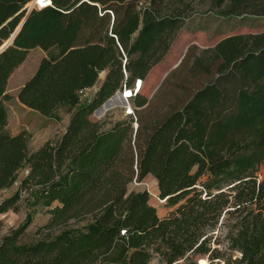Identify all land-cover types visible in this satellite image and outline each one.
I'll use <instances>...</instances> for the list:
<instances>
[{
    "label": "trees",
    "instance_id": "1",
    "mask_svg": "<svg viewBox=\"0 0 264 264\" xmlns=\"http://www.w3.org/2000/svg\"><path fill=\"white\" fill-rule=\"evenodd\" d=\"M31 1L0 0V46L27 15L0 53V192L27 171L0 214L25 191L26 205L48 209L59 229L23 241L31 216L6 233L0 220V264H264V31L218 42L210 50L220 60L216 76L180 107L156 111L139 92L134 116L107 125L91 114L164 60L184 18L155 0H51L28 13ZM216 1L225 18L250 7L264 16V0ZM37 47L45 55L18 99L69 118L62 135L31 150L27 132L7 128L6 89ZM101 72L83 101L79 92ZM147 175L172 208L163 217L147 190H129ZM78 218L81 226H67Z\"/></svg>",
    "mask_w": 264,
    "mask_h": 264
},
{
    "label": "rangeland",
    "instance_id": "2",
    "mask_svg": "<svg viewBox=\"0 0 264 264\" xmlns=\"http://www.w3.org/2000/svg\"><path fill=\"white\" fill-rule=\"evenodd\" d=\"M31 2H29L30 4ZM28 4V5H29ZM156 7L162 13H179L185 20L184 28L179 32L164 60L154 66L143 80L141 96L150 101L149 105L156 111L165 112L180 107L190 95L204 83L211 81L215 76L220 60H212L213 49L222 39L248 33L264 31V16L256 14L250 7L241 16L225 18L220 15L223 6L216 0H155ZM42 51L32 49L26 59L11 74L7 83V93L10 98L6 102L8 111L7 128L13 135L21 132L29 134L28 147L31 150L39 148L48 139L60 136L65 132L69 115L63 110L59 113V120L45 117L23 105L18 99V91L25 81L33 75L41 60ZM198 58L204 60V66L195 68ZM104 78V72L99 74L94 87L82 100H88ZM118 94V95H117ZM113 95L110 100L120 94ZM122 101L107 109L101 115L95 110L90 119L105 121L107 125L117 119H123ZM148 105V106H149ZM139 110L146 113L147 106ZM134 127V125H133ZM26 169L21 170L17 182L8 189L0 192V201L13 195L19 188L20 180L26 175ZM259 178L264 177V164L258 171ZM129 190H147L150 203L156 208L157 214L163 217L172 209L166 206V201L159 197L157 180L147 175L143 180H134ZM25 191H22L15 208L0 214L3 232L6 233L23 224L31 216V223L25 230L23 241H30L38 236L39 230L45 232L58 231V226L52 223V215L48 209L28 207L25 203ZM84 222L81 218L70 219L68 227H79ZM64 227V226H63ZM206 264V260L204 263Z\"/></svg>",
    "mask_w": 264,
    "mask_h": 264
},
{
    "label": "built area",
    "instance_id": "3",
    "mask_svg": "<svg viewBox=\"0 0 264 264\" xmlns=\"http://www.w3.org/2000/svg\"><path fill=\"white\" fill-rule=\"evenodd\" d=\"M50 4H51V0H33L26 7L28 10L29 9H40V8L46 7ZM142 88H143V80L136 79L131 86H129V87L123 86L122 90L117 91L120 94L119 98L121 99V101L123 103L122 104V115H123V117L124 116H131V115L134 116L135 106L133 103V99L139 92H141ZM90 90H91V88L81 90L79 92L81 99L83 97H86V95L88 94V92ZM133 125H134V128L137 127L136 120L134 121Z\"/></svg>",
    "mask_w": 264,
    "mask_h": 264
},
{
    "label": "water",
    "instance_id": "4",
    "mask_svg": "<svg viewBox=\"0 0 264 264\" xmlns=\"http://www.w3.org/2000/svg\"><path fill=\"white\" fill-rule=\"evenodd\" d=\"M31 11V9H29L28 10V13ZM26 17H27V15L25 16V18L22 20V22L20 23V25L15 29V31L12 33V35L10 36V38L8 39V40H6L1 46H0V53L2 52V51H4L9 45H11L13 42H14V40H15V38H16V36H17V34H18V32L20 31V29H21V27H22V25H23V23H24V21H25V19H26ZM115 94H117V93H115ZM114 94V95H115ZM118 95V94H117ZM112 97V96H111ZM110 97V98H111ZM110 98L108 99V100H106L99 108H97V110H101L102 108H103V106L105 105V104H107L109 101H110Z\"/></svg>",
    "mask_w": 264,
    "mask_h": 264
},
{
    "label": "bare ground",
    "instance_id": "5",
    "mask_svg": "<svg viewBox=\"0 0 264 264\" xmlns=\"http://www.w3.org/2000/svg\"><path fill=\"white\" fill-rule=\"evenodd\" d=\"M120 101L119 96H116L114 98H112L107 104H105L103 106V108L101 110H99L97 112L98 115H101L102 113H104L107 109H109L110 107L115 106L118 102ZM202 263H204V260H201Z\"/></svg>",
    "mask_w": 264,
    "mask_h": 264
},
{
    "label": "crops",
    "instance_id": "6",
    "mask_svg": "<svg viewBox=\"0 0 264 264\" xmlns=\"http://www.w3.org/2000/svg\"><path fill=\"white\" fill-rule=\"evenodd\" d=\"M35 49H40V50L42 51L43 54H42L41 57H43V56L45 55L44 51H43L41 48L37 47V48H35Z\"/></svg>",
    "mask_w": 264,
    "mask_h": 264
}]
</instances>
